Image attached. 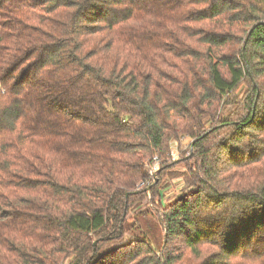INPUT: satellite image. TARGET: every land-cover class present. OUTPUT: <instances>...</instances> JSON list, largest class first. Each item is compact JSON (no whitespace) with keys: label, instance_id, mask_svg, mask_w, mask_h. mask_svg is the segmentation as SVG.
I'll return each mask as SVG.
<instances>
[{"label":"trees","instance_id":"trees-1","mask_svg":"<svg viewBox=\"0 0 264 264\" xmlns=\"http://www.w3.org/2000/svg\"><path fill=\"white\" fill-rule=\"evenodd\" d=\"M0 264H264V0H0Z\"/></svg>","mask_w":264,"mask_h":264},{"label":"rangeland","instance_id":"rangeland-1","mask_svg":"<svg viewBox=\"0 0 264 264\" xmlns=\"http://www.w3.org/2000/svg\"><path fill=\"white\" fill-rule=\"evenodd\" d=\"M244 91L242 87L238 94L241 95ZM224 111H229V107ZM191 140L187 137H184L177 140H172L170 142V154H169V162L171 164H167L162 166V162L156 156L153 158L152 163L149 168V177L144 181L142 185L146 190L145 197L140 200L132 203L129 206L127 211V215L125 217L127 228L132 226L130 231H127L123 238L118 241H112L102 247L100 252H103L106 249H110L111 247L122 244L126 242L128 239L134 237L135 235H139L140 231L144 232L147 240L150 241L151 246L158 251L161 242H162V234L160 231V225L158 222V207L159 204H165L170 202L174 197L179 194L186 192L189 190L187 185L184 182V174L186 172V162L182 163L181 157L190 155L193 153V149L191 148L190 153L188 149L190 148ZM191 164V163H190ZM157 165V169L154 170L153 166ZM163 173L162 181L159 183L157 191H159L160 197H157L152 192V187L157 182V172L161 171ZM151 172L154 175V179L151 177ZM139 189L140 187L137 186ZM142 189V188H141ZM160 214V213H159ZM137 228V230H136ZM136 231V233H132ZM123 240V241H122Z\"/></svg>","mask_w":264,"mask_h":264},{"label":"built area","instance_id":"built-area-1","mask_svg":"<svg viewBox=\"0 0 264 264\" xmlns=\"http://www.w3.org/2000/svg\"><path fill=\"white\" fill-rule=\"evenodd\" d=\"M153 169L156 170L157 169V165L153 166ZM151 177H152V179H154V175L152 174V172H151ZM149 179H150V175H149Z\"/></svg>","mask_w":264,"mask_h":264}]
</instances>
